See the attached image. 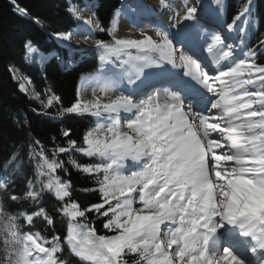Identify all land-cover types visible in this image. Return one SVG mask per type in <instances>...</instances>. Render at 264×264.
<instances>
[{
    "label": "snow or ice",
    "instance_id": "obj_1",
    "mask_svg": "<svg viewBox=\"0 0 264 264\" xmlns=\"http://www.w3.org/2000/svg\"><path fill=\"white\" fill-rule=\"evenodd\" d=\"M212 3L211 26L191 0H158L159 11L148 8L154 35L129 20L139 38L118 36L124 9L107 26L93 13L76 32L53 33L69 45L73 35L94 40L92 98L78 85L68 106L51 88L35 99L46 115L55 102L61 118L94 119L79 140L62 128L65 143L52 137L51 148L16 122L24 139L0 160V264H264V36L250 43L253 0L230 22L224 0ZM23 47L36 52L30 39ZM69 166L91 180L77 190L94 202L73 197Z\"/></svg>",
    "mask_w": 264,
    "mask_h": 264
},
{
    "label": "trees",
    "instance_id": "obj_2",
    "mask_svg": "<svg viewBox=\"0 0 264 264\" xmlns=\"http://www.w3.org/2000/svg\"><path fill=\"white\" fill-rule=\"evenodd\" d=\"M81 5V0H69ZM256 1L257 27L251 30V44L264 36V0ZM244 0H224L225 8L221 15L226 14L230 22L237 8ZM17 7L27 9L29 17L21 18L14 12L13 4L9 0H0V160L8 155L15 143L24 139V132L18 130L17 121H28L34 137L38 138L42 144L51 148L52 137L56 142L64 144V138L61 136L62 128L72 129V138L79 140L82 132L88 127L94 118L89 116L66 115L61 118L57 109L59 104L49 108L44 114L41 111V104L29 96L21 93L18 84L12 79V73L8 71L9 65H13L28 77L36 92L44 97L45 93L51 88L58 94L64 106H68L76 97V86L83 77L95 74L100 68V62L97 58V52L94 48H83V55L75 63L68 67L56 61L51 57L41 69L35 63H27L24 60L23 44L26 39H30L32 44L39 50L51 53H59L64 57L62 49L58 46L54 32L68 31L74 24V20L68 14V5L66 0H15ZM120 6V0H97V6L94 9L95 15L105 26L108 25L109 18ZM212 3L208 5V11L212 18H215ZM30 17H39L41 25L33 23ZM96 38L107 40L109 37L104 33H97ZM264 62V57L260 58ZM37 111H33V109ZM81 162H89L87 158L75 154ZM66 160L67 157H64ZM61 175H64L63 173ZM71 179L74 185L73 197L82 205L94 202L96 195L94 193L85 194L77 189L90 186L91 180L84 174L74 170L69 166L68 174L65 176ZM23 188V180L16 177V190ZM45 203L51 205L54 203L51 197L45 198ZM11 208L16 209V204H11ZM27 207V205H24ZM37 227L41 226L39 220L36 221ZM97 227L100 228L99 222ZM57 229L63 231L59 223ZM101 232H103L101 228ZM67 249L65 248V255ZM74 264H76L74 260Z\"/></svg>",
    "mask_w": 264,
    "mask_h": 264
},
{
    "label": "bare ground",
    "instance_id": "obj_3",
    "mask_svg": "<svg viewBox=\"0 0 264 264\" xmlns=\"http://www.w3.org/2000/svg\"><path fill=\"white\" fill-rule=\"evenodd\" d=\"M81 1H83V0H81ZM137 1L139 2L138 3L139 10L130 11L128 9H124L128 15L122 16L120 19L119 31L117 33L118 36L130 37V38H139V33H138L137 29L129 23V20H136L137 23L141 27H144L146 30H148L149 35H154V32L151 29L156 22V18L149 14L148 8L155 9L156 11H159L158 0H137ZM142 2H143V4H146V6H148V7L145 9L140 8ZM173 2L178 6L180 3V0H173ZM94 7L95 6H94L93 0H84V6L80 7L82 10V13L79 14L81 21L83 19H86L88 17V15L90 14L89 8H91V11H92V9ZM67 12L70 15V12L68 9H67ZM163 21H164L165 25H167V23H168V14L167 13H165L163 15ZM76 25H77L76 22H74L73 26L69 30L74 28ZM42 51L43 50L40 51V54ZM73 55H75V54H73ZM82 55L83 54H79L77 56L75 55V59L76 60H78L79 58L81 59ZM78 85L81 87V91L83 92L84 99H89L90 96L87 94V91L90 90L91 88L87 87V79L81 80ZM260 254L264 255V253H260ZM246 255L248 256L249 259H254L250 253H247Z\"/></svg>",
    "mask_w": 264,
    "mask_h": 264
},
{
    "label": "rangeland",
    "instance_id": "obj_4",
    "mask_svg": "<svg viewBox=\"0 0 264 264\" xmlns=\"http://www.w3.org/2000/svg\"><path fill=\"white\" fill-rule=\"evenodd\" d=\"M121 2H122V4H121L119 9H128L130 11L139 10V5H138L139 2L137 0H121ZM191 2L195 3L198 8H201V11H202V22H204V23L208 24L209 26H211V24L213 22L210 20V18L207 16V13L204 11V3L199 1V0H191ZM66 3L69 5L70 1L66 0ZM70 7H74V8L79 9V13L78 14L82 13L81 8L76 7L75 5L70 4ZM147 7L148 6H146V4H143V2H142L140 8L145 9ZM92 14H93V11H90V14L88 15V17L92 16ZM70 15L72 16V19L76 22L77 25L81 22V20L78 21L74 17V15L72 13H70ZM94 23H95V21H94ZM77 25L74 28H72L71 30H69V31L76 32ZM98 32L99 31H95L94 32V36H96V34ZM238 40H239V37H237V42H238ZM56 41L58 43V46L62 49V51L64 53V56H65L64 58H68L67 62H65L64 58H60V57H57L56 60L58 59L57 62H59L60 64H65L66 63L65 65H70L72 63V60L75 58V55H73V54L75 53V51L79 50L81 47L82 48L83 47L92 48L94 46V40L92 38H89L88 40H85L82 36H79V35H73L72 40L70 42V45L67 42H63V41H60L58 39ZM23 50H24V59H25V61L32 62V58H33L34 54L33 53L32 54L26 53V50L24 49V47H23ZM40 63H42V62H40V60H39V64ZM17 74H19V72H17ZM15 76H16V72H15ZM28 91H27V94L30 96V98L33 99V100L38 101L37 99H35V96H36L37 92L34 90L32 85L29 86ZM87 94L90 96L89 99H91L92 98V89L88 90Z\"/></svg>",
    "mask_w": 264,
    "mask_h": 264
}]
</instances>
